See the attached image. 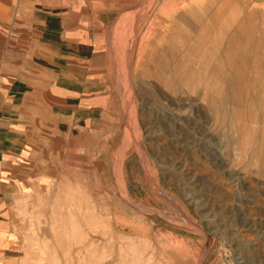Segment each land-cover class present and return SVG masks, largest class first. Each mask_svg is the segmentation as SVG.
Wrapping results in <instances>:
<instances>
[{
  "label": "rangeland",
  "instance_id": "rangeland-1",
  "mask_svg": "<svg viewBox=\"0 0 264 264\" xmlns=\"http://www.w3.org/2000/svg\"><path fill=\"white\" fill-rule=\"evenodd\" d=\"M2 2L0 117L31 130L7 260L264 264V0Z\"/></svg>",
  "mask_w": 264,
  "mask_h": 264
},
{
  "label": "crops",
  "instance_id": "crops-1",
  "mask_svg": "<svg viewBox=\"0 0 264 264\" xmlns=\"http://www.w3.org/2000/svg\"><path fill=\"white\" fill-rule=\"evenodd\" d=\"M11 8V5L7 2L0 3V13L4 14V12H8V9ZM51 44H55V40L50 38ZM48 63H45L49 66L47 70H44V73L49 74L51 77L50 80V87L49 91L52 98H59L56 94L60 95H68V93H71L70 86H65L64 84L61 85L57 82H55V73H56V65L54 61V57H50L48 59ZM34 64V67L37 68L38 64ZM28 66V64H27ZM62 72V71H61ZM21 87V85H18ZM19 87L11 86V92L16 91L19 89ZM31 86L24 85L21 87L22 92H31ZM34 91V89H32ZM70 90V91H69ZM19 91V90H18ZM68 91V92H67ZM68 98H71L70 95H68ZM27 108L31 109L30 104L26 105ZM44 107V105H43ZM26 108V107H24ZM38 108H42L41 105L38 106ZM21 108H19L20 110ZM18 110V111H19ZM14 109H8V115L0 117V264H14L12 261H8L5 257L4 253L6 252V249L9 247V237L7 236V230L1 229L2 224H6V216L8 217L9 212V204L12 202V197L14 193V189H19V186L25 189H29L32 183H29V181L25 178L26 176H23V180H18V183H13V180H11V172H29L31 169H29V164L26 163V160L24 156H26V149L30 145L27 142L29 141V132L30 127V119L28 118L30 116V113H24L25 117L23 119L16 120L14 118H7V116H17V114L14 113ZM27 115V119H26ZM23 123V126L18 129L17 125H21ZM22 127V128H21ZM15 158H19L23 160V162L19 163L17 161L13 162ZM37 169L38 171L40 168L34 167L32 170ZM23 182V183H22Z\"/></svg>",
  "mask_w": 264,
  "mask_h": 264
}]
</instances>
